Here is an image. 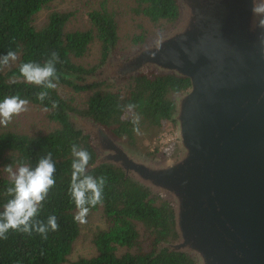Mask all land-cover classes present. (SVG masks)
Wrapping results in <instances>:
<instances>
[{
  "label": "water",
  "instance_id": "obj_1",
  "mask_svg": "<svg viewBox=\"0 0 264 264\" xmlns=\"http://www.w3.org/2000/svg\"><path fill=\"white\" fill-rule=\"evenodd\" d=\"M177 1L171 28L118 58L110 51L78 81L189 78L173 95L178 149L148 156L90 117L69 118L91 137L93 166H113L170 203L176 236L158 252H184L198 264H264V29H253V0Z\"/></svg>",
  "mask_w": 264,
  "mask_h": 264
},
{
  "label": "trees",
  "instance_id": "obj_2",
  "mask_svg": "<svg viewBox=\"0 0 264 264\" xmlns=\"http://www.w3.org/2000/svg\"><path fill=\"white\" fill-rule=\"evenodd\" d=\"M53 1L56 0H0V56L9 50L18 56L15 66L0 70V101L19 94L22 99L45 109L52 125L44 133L0 130V165L11 164L17 168L20 163H28L34 168L39 159L50 152L56 163V184L50 189L37 218L46 223L50 215H55L59 224L58 231L50 230L47 239L35 231L29 235L9 230L8 238L0 239V264H198L184 252L167 248L158 252L161 243L176 236L170 203L113 166H93L98 154L91 137L77 129L69 118L70 112L90 117L116 140L140 150L138 147L145 145V138L152 140L173 121V95L186 91L190 79L175 74L147 73L116 83H80L78 75L97 69L80 63L93 45H98L100 50L97 66L117 47L120 33L116 13L106 6L107 0H101L100 8L88 14L90 27L67 30L73 12L57 10L50 12L46 22L38 26L36 16ZM131 9L160 27L179 16L177 0H133ZM144 39L145 34H138L132 38V43L140 45ZM52 52H57L60 58L55 65L58 87L45 89L26 83L20 75V65L26 62L43 65ZM13 78L16 82H12ZM63 87L70 90L65 92ZM41 91L48 92L44 101L37 98ZM53 101L57 102L56 107ZM129 104H135L136 108L128 109ZM133 114L140 117V134L133 131ZM73 144L91 154L90 175L107 177L103 204L90 210L101 212L106 225L93 235L96 254L70 261L74 243L81 233V224L74 219L75 202L69 195ZM150 155L156 157L154 152ZM9 186V177L1 172L0 211L11 199L6 195Z\"/></svg>",
  "mask_w": 264,
  "mask_h": 264
},
{
  "label": "clouds",
  "instance_id": "obj_3",
  "mask_svg": "<svg viewBox=\"0 0 264 264\" xmlns=\"http://www.w3.org/2000/svg\"><path fill=\"white\" fill-rule=\"evenodd\" d=\"M253 29H264V0L256 3L253 0ZM264 37V33H262ZM18 59L15 51L9 50L5 55L0 56V70L4 67H11V63ZM60 62L59 54L52 52L51 58L43 65L37 62L22 63L19 68L20 75L29 84L43 86L45 89H56L58 87L59 75L55 67ZM55 81V82H54ZM12 82H16L13 78ZM48 97L47 91L37 93V98L44 101ZM53 107L57 102L53 101ZM29 101L22 99L19 94L6 96L0 101V125L7 127L13 116L27 112ZM128 109L136 108L135 104L126 106ZM140 117L133 114L131 122L133 131L140 134ZM72 174L69 187V195L75 202L77 213L74 219L79 223H87V216L91 208L103 204V193L107 183L106 176L95 177L88 173V166L91 154L84 148L73 144L71 147ZM8 173L10 186L6 189V195L10 196L0 211V239H7L9 230H16L29 235L32 232L40 234L44 239L48 238V232L58 231L59 224L55 215H50L45 223L38 219L43 202L47 199L49 191L55 186L56 163L49 152L39 159L38 164L33 168L28 163H20L14 170L11 164L4 167Z\"/></svg>",
  "mask_w": 264,
  "mask_h": 264
},
{
  "label": "rangeland",
  "instance_id": "obj_4",
  "mask_svg": "<svg viewBox=\"0 0 264 264\" xmlns=\"http://www.w3.org/2000/svg\"><path fill=\"white\" fill-rule=\"evenodd\" d=\"M101 0H56L53 1L44 8L35 19V23L38 26L43 25L48 17V14L54 10L73 12L71 20L68 22L67 30H79L90 27L89 13L94 9L100 8ZM133 0H107L106 6L114 10L116 13L117 21L119 24L120 40L115 49H113V55L115 58L130 53L139 47H142L149 37L155 38L163 31L171 28L175 22L165 24L162 27L154 25L148 18L135 14L132 11ZM145 34V39L140 45L132 43V38L135 35ZM100 50L98 45H93L89 54L81 60V64L84 66H96L97 71L101 65L99 63ZM18 59L11 63V67L15 66ZM11 67H4L8 70ZM111 83V82H108ZM116 83V82H115ZM65 92L70 89L63 87ZM85 95V94H82ZM28 111L23 112L18 116H13L12 121L7 127L0 125V130L13 129L22 131L25 133H44L51 127V123L47 119V112L45 109L40 108L32 103L28 104ZM140 137V136H139ZM177 130L175 124L169 121L168 125L161 131V133L155 136L152 140L145 138L143 140L144 146H139L140 151L148 156L150 152H154L156 157L169 156L178 149ZM139 150V149H138ZM154 157V156H153ZM5 166L0 165V173L8 176V173L4 170ZM14 170L16 168H13ZM9 177V176H8ZM81 224V233L74 243L72 253L69 260H75L79 257H90L96 254V248L93 242V235L99 228H104L106 223L99 211L90 212L87 216V223ZM69 264V263H66Z\"/></svg>",
  "mask_w": 264,
  "mask_h": 264
}]
</instances>
